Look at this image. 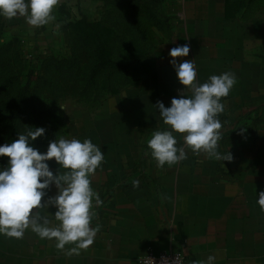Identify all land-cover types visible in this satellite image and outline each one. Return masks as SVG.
Returning <instances> with one entry per match:
<instances>
[{
	"label": "rangeland",
	"instance_id": "1",
	"mask_svg": "<svg viewBox=\"0 0 264 264\" xmlns=\"http://www.w3.org/2000/svg\"><path fill=\"white\" fill-rule=\"evenodd\" d=\"M112 1L116 4L149 3L159 8V25L145 17L146 39L143 42L139 30L135 31L130 21L123 17L124 10L119 5L116 9L112 7ZM65 4L59 14L54 13L56 22L47 26L32 28L25 22L20 30L7 22L9 26L4 34L0 33V100L8 104L17 99V83L30 81L31 94L39 100L40 110L45 112L42 119L46 131L33 142L35 148L45 152L49 142L60 137L91 138L104 152L105 160L95 174L110 175L105 188L115 184L120 168L141 171L140 162L151 156L148 139L155 130L167 127L160 117L157 102L170 106L172 98L178 97V90L183 88L169 63L173 59L169 56L172 48L189 45L188 57L175 59H194L201 83L215 74L209 71L212 67H217L218 74L226 71L234 72L236 77L254 74L252 80L257 82L256 65L264 61V21L253 24L251 18L264 16V0L256 2L250 11L236 0H67ZM140 9L135 8V12ZM84 20L115 30L109 44V59L123 64L128 62L129 75L124 71L110 72L109 65L95 83L87 82L97 65L92 64V56L99 46L78 38L77 25ZM116 30L122 37L117 42ZM49 34H52L51 39ZM37 37H40L39 46L47 48L40 60L32 59L29 49V44ZM21 52L26 58L20 56ZM51 81L53 85L49 87ZM227 98H222L225 111L244 107L241 101L232 103ZM29 110L28 107L20 111L18 130H14L4 123L8 111L1 106L0 145L11 143L18 138V133L35 128ZM224 118L219 116L221 130L226 125ZM258 130L260 126L251 124L246 133L238 131L230 138L229 132H224L219 151L229 150L233 158L264 157V142L258 150L261 156L256 145L252 147L256 140L264 141V133ZM177 139L178 145H183L181 134H177ZM246 141V148H234V144L244 146ZM186 151L188 157H207L204 153L197 155L190 149ZM7 159L0 157V165ZM124 161L135 165L124 166L121 164ZM49 163L55 174L58 165L54 160ZM52 188L56 189L55 185ZM251 200L256 202L257 198ZM258 215L264 218V211L260 210ZM37 238L30 229L23 239L0 235V264H44L33 260L39 250L40 242L35 243Z\"/></svg>",
	"mask_w": 264,
	"mask_h": 264
},
{
	"label": "crops",
	"instance_id": "2",
	"mask_svg": "<svg viewBox=\"0 0 264 264\" xmlns=\"http://www.w3.org/2000/svg\"><path fill=\"white\" fill-rule=\"evenodd\" d=\"M66 2L60 0L54 13ZM241 3L251 10L252 3ZM251 20L253 24L263 22L264 16ZM11 22L23 30L26 21L18 17ZM39 40L37 37L29 45ZM256 66V83L254 74L237 77L227 100L241 101L244 107L219 115L226 122L222 135L229 132L230 138L241 129L246 133L251 124L260 126L258 132L264 133V61ZM209 71L218 74L217 67ZM248 141L244 146L234 144V148H246ZM256 141L252 147L256 145L259 154L264 141ZM218 145L222 148L221 141ZM140 163L141 171L120 168L109 188L105 186L110 175L91 177L92 187L104 203L93 209L96 215L92 225L99 224L100 231L88 249L69 255L73 245L58 250L54 240L38 237L35 243L40 242L39 250L33 260L44 264H140L155 252L181 253L186 264L205 260L208 255L216 256V264H264V218L258 215L259 205L251 200L257 198L256 192L264 191L263 156L234 157L224 164L205 156L188 157L163 168H158L150 156ZM121 164L129 167L134 163ZM134 180L139 181L138 187L133 186ZM57 191L50 189L49 196ZM48 211L54 213L56 209L49 207Z\"/></svg>",
	"mask_w": 264,
	"mask_h": 264
},
{
	"label": "clouds",
	"instance_id": "3",
	"mask_svg": "<svg viewBox=\"0 0 264 264\" xmlns=\"http://www.w3.org/2000/svg\"><path fill=\"white\" fill-rule=\"evenodd\" d=\"M59 3L60 0H0V17H23L29 26L39 28L56 22L54 10ZM189 51V45L184 44L169 52L173 58L169 63L183 88L170 106L161 101L156 105L167 127L151 134L147 148L158 168L186 160V149L223 164L233 159L229 150L219 151L218 142L223 126L219 115L225 111L222 98L228 97L236 85V74H212L201 83L194 59H175L188 57ZM45 131L44 127L30 128L18 133L11 143L0 145V157L8 158L0 165V235L23 239L30 229L41 239L54 240L58 250L73 245L68 254L78 255L94 243L100 231L99 224L92 225L96 215L93 209L104 201L92 187L91 177L102 167L104 152L91 138L66 137L50 141L47 150L41 152L33 142ZM177 134H181L183 145H178ZM53 160L58 165L55 174L49 163ZM52 185L58 191L48 196ZM138 185L139 181L134 180L133 186ZM256 195V203L264 211V191ZM49 207L56 211L49 212ZM191 264H216V256L208 255Z\"/></svg>",
	"mask_w": 264,
	"mask_h": 264
},
{
	"label": "trees",
	"instance_id": "4",
	"mask_svg": "<svg viewBox=\"0 0 264 264\" xmlns=\"http://www.w3.org/2000/svg\"><path fill=\"white\" fill-rule=\"evenodd\" d=\"M243 0H236L237 3H241ZM262 0H247V5L251 4L254 6L256 2H260ZM67 4H62L58 7L57 13L66 7ZM112 7L116 9V5H119L124 10V18L129 20V24L134 26L135 31L139 30L141 33V40L144 42L146 37L144 34V23H145V17L150 19L154 22L155 25H159L160 21V10L159 8H153L151 4L145 3L142 5H139V3H127V4H116L115 1H112L110 3ZM141 7L142 10L139 8ZM136 9H140L138 12H135ZM7 22H10L11 26H14L12 24L11 20L5 19L3 17H0V33L1 35L4 34L5 29L9 26ZM77 32H78V38L83 40L86 39L88 41H93L96 46H99L97 48L96 52H94L92 56V64H97L95 68H93L91 75H89L87 82L91 83L96 81L97 77L106 69H108V66L110 65V72L112 70L116 71H124L125 75L130 74L131 66L128 62L121 63V62H113V60L109 59L110 55V47L109 44L111 42L112 37L115 34V30L108 27L100 26L97 23H90L88 20L80 21L77 25ZM51 33L54 35V31H51ZM49 34V37L51 39V35ZM122 38L120 35V32L116 30V42L118 39ZM48 39V40H50ZM141 41V44H142ZM39 43H36L35 45L31 46L29 49L31 51V58L32 59H41L44 58L45 51H47L46 47L39 46ZM7 47V46H5ZM28 51V50H27ZM25 53L21 52L20 56L24 55ZM95 56L97 59L95 60ZM53 58V57H52ZM51 58V59H52ZM48 59V60H51ZM46 60V61H48ZM112 65V66H111ZM47 81V79H46ZM12 83V81H10ZM17 81H15L16 83ZM19 85V95L18 98L13 100L10 103L4 102V100H0V108L1 106L5 107V109L8 111L7 115L4 118V123L14 130H18L17 128V122L20 117V111L22 109H27L29 107V113L30 117L33 120L34 127H44L45 123L42 119L43 115L45 114L44 111L40 110L39 108V100L32 96V90L30 89V81L29 83H25L23 81H19L17 83ZM53 85V81H51L48 86L51 87ZM7 104V105H6ZM19 110V111H18Z\"/></svg>",
	"mask_w": 264,
	"mask_h": 264
},
{
	"label": "built area",
	"instance_id": "5",
	"mask_svg": "<svg viewBox=\"0 0 264 264\" xmlns=\"http://www.w3.org/2000/svg\"><path fill=\"white\" fill-rule=\"evenodd\" d=\"M140 264H186L181 253H149Z\"/></svg>",
	"mask_w": 264,
	"mask_h": 264
}]
</instances>
